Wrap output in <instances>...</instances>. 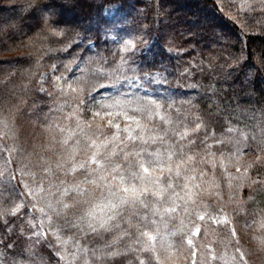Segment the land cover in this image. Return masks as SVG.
Instances as JSON below:
<instances>
[{
  "label": "snow or ice",
  "instance_id": "6c2138e0",
  "mask_svg": "<svg viewBox=\"0 0 264 264\" xmlns=\"http://www.w3.org/2000/svg\"><path fill=\"white\" fill-rule=\"evenodd\" d=\"M69 6L76 0L27 5L40 32L78 41L76 47L87 43L92 55L72 66L52 63L38 79L24 70L19 96H0V264H124L129 253L128 264H199L196 239L206 217L228 229L226 248L232 249L219 256L213 250L211 259L251 264L235 227L237 209L230 218L226 206L212 202L224 199L226 183L227 201L242 208L239 189L264 185L248 175L254 163L264 164V106L233 105L234 97L254 88L243 72V49L190 59L177 73L171 60L179 49L162 46L164 54L155 53L144 39L152 28L130 30L131 13L123 3L89 0L87 8H95L98 19L86 14L79 23L61 18ZM244 8L264 27V0H246L238 11ZM109 42L115 52L99 47ZM174 75L183 81L177 89H191L209 102L207 112L191 98L177 106L168 94ZM185 103L192 113L184 112ZM225 114L219 126L226 139L215 127ZM25 115L36 117L43 142H20L18 120ZM248 151L257 153L255 161L242 163ZM258 211L264 229V208ZM256 215L245 212L253 218L245 230ZM177 216L179 225L170 227ZM178 233L179 241L173 239ZM250 239L264 253V235Z\"/></svg>",
  "mask_w": 264,
  "mask_h": 264
},
{
  "label": "trees",
  "instance_id": "16d2710c",
  "mask_svg": "<svg viewBox=\"0 0 264 264\" xmlns=\"http://www.w3.org/2000/svg\"><path fill=\"white\" fill-rule=\"evenodd\" d=\"M6 2L8 0L0 1V24L5 25L6 29L0 32V52L6 50L13 54L8 59H0V78L5 71L10 69H13L12 74L18 77L12 79L13 82L7 81V84L2 82V77L0 93L5 94L14 83L20 86L25 84L24 70H30L33 73L31 78L34 79L41 63L40 57L43 54L50 63L61 57H72L76 61L80 56L92 55L91 52L85 51L87 43L76 47L78 41H65L62 38L40 32L37 17L27 7L28 1L22 3L9 1L8 6L4 4ZM88 2L89 0H76L75 7L69 6L62 10L61 18L70 23H79L86 14L96 17V9H88ZM95 2L123 3L124 10L131 13L127 25L130 30L140 26L152 28L150 33L144 35V39L153 43L155 53L164 54L162 46L179 49L173 53L171 60L172 65L177 66V73H182L184 62L190 59L199 60L201 56L207 59L209 55H227L222 48H227L233 54L239 55L240 50L243 49V58L246 60L243 72L254 81V88L250 85L239 97H234L233 105L238 101L240 107L245 109L253 107L258 109L264 106V64H261V55L264 54V27L259 23L262 18L254 15L253 12H245L246 16L243 17V14L236 13L234 8L227 10L224 6L222 7L220 0H95ZM8 24L12 25L11 29L7 28ZM190 37V44L185 43ZM217 38L221 39V43L215 42ZM101 40H103L102 35ZM225 40L227 44L224 43ZM69 42L72 43V47H66ZM181 45H183L182 48ZM99 47H107L111 49V52L116 51V46L111 42L106 46L100 44ZM49 51H53L54 54ZM108 55L110 56L111 53ZM169 79L171 85L168 88V94L175 98L177 106H180L182 99L191 98L201 113L208 111L210 104L206 99L200 98L199 93L191 89L176 88L177 82L183 83L179 75H174ZM194 82L190 81V83ZM183 93H187V96H183ZM183 110L185 113L193 111L186 103L183 105ZM227 119V114H225L223 120L218 121L215 126L217 136L220 138L226 139L221 135L222 129L219 125ZM256 155L257 153L248 151L243 156L246 158L250 156L251 159L248 158V160L255 161ZM250 176L251 179L264 181V164L254 163ZM251 197V200L246 199L243 211L239 212L236 218L238 230L244 221L251 217H246L245 212H257L256 216H259L258 210L264 205V185L260 187L256 185L254 195ZM219 229L226 231L222 227ZM204 232L205 230H202L196 241H202L206 237ZM215 235L223 236L226 241L229 239L227 232H224V235L214 232L211 238ZM217 249L220 251V248ZM133 255L134 253H129L124 264H128ZM206 264L223 263L217 261Z\"/></svg>",
  "mask_w": 264,
  "mask_h": 264
},
{
  "label": "rangeland",
  "instance_id": "374dc122",
  "mask_svg": "<svg viewBox=\"0 0 264 264\" xmlns=\"http://www.w3.org/2000/svg\"><path fill=\"white\" fill-rule=\"evenodd\" d=\"M0 1H6V0H0ZM9 1L11 3H22V2H26L28 0H8V2ZM220 1L222 3V5H221L222 7L224 6L225 9H227V10H231L234 8L236 13L238 12L240 14H243V17L246 16L245 12L249 13V10H247L246 8L238 11V8L242 5H244L246 3V0H220ZM8 2H6L4 4L6 6H8L7 5ZM253 14L256 15L255 13H253ZM256 16H258V15H256ZM258 17L261 18L260 16H258ZM49 52H51V54H54L53 51H49ZM12 54L13 53H10V51H6V50L2 51L1 50L0 59H6V58L8 59L9 57H11ZM40 58H41L40 59L41 63L39 65L38 73H36L34 75V79L39 78V73L48 71L49 66L52 63H57V62L63 61L65 64H69L70 66H72L76 62V61H74V58H72V57L69 58L68 56L67 57H61L60 59L55 60L52 63H50L46 60L45 54H43ZM12 70L13 69H10V70H7L3 73V75L1 76V78L2 77L3 78L2 79L0 78L3 83H6L7 81L11 82L12 79H16L18 77V76L16 77L15 75L12 74ZM6 84H4V85L6 86ZM25 84H26V82H25ZM20 87L21 86L19 84L14 83L5 92V94L0 93V96H8L11 93H15L17 96H19ZM24 98L28 99V97H24ZM68 110L69 109H66V111H68ZM44 111L46 112L47 109L45 108ZM18 123L21 126V130H20V142L21 143H25L27 140H31V141H34L37 143H41L45 140V137L42 134V130L37 126L38 122L36 120V117H34V116L30 117L28 115H25L24 117L19 118ZM28 147H29V150H31L30 145H28ZM248 158L251 159L250 156H248ZM248 158H246V156H242L241 157L242 163L252 162L251 160L249 161ZM227 168H228V172H231L233 175L236 174V169L232 163H228ZM251 170H253V167L251 169H249L248 175H249L250 179H251V176H250ZM217 176H218V178L220 176V170L219 169L217 170ZM69 179H70V177H69ZM225 180H226V178H225ZM251 180L254 181L256 179L254 178ZM255 190H256L255 184L249 185L247 183H245L244 186L239 189L238 195H239V198L243 201V205H244L246 199L249 198V196L254 195ZM228 191L229 190H228L227 185L225 183V186H224L223 191L221 193V195L224 197V199L221 201L213 200L212 202L216 203L218 206H226V210L230 214V218L232 217L233 209H237L235 217H234L235 227L237 229L238 224H237L236 218H237L239 212H242L244 208L243 207L237 208V205L227 201ZM262 208H264V205ZM252 219H253L252 217H249L246 220L251 222ZM255 219H256V223L251 224V226L247 230H245V227H244L245 222H246V220H245L244 223L242 224V226L239 227V230L237 229V233L239 235H241L243 238L242 243L244 245V250L246 253H248V259L251 261V264H264V253H261L257 249L256 241H253L250 239V237L252 235H256V236L264 235V229L259 227L260 217L256 216ZM200 223H201V232H202V230L203 231L205 230V231H207L208 234L206 235V237H204V239L202 241H200V240L196 241L197 247L199 249V251L197 253V257H196L198 262L199 263L202 262L203 264H206L207 262L208 263L214 262L210 256V253L213 250L216 252L217 256H219L225 252H227L230 255L232 252L231 247L229 246L227 248H223L228 243V241H226V239L223 236L215 235L213 238H211L213 236L214 232H218V234H223V235H224V232H227V234H228V231H227L228 229L226 227H224L223 224L217 225L214 220H211L207 217L205 218V220L203 222H200ZM178 225H179V217L177 216L175 218V220L172 222V224L170 225V227H177ZM220 227L226 229V231H223V229L222 230L219 229ZM179 238H180V234L178 233L177 236L174 237L173 239L178 241ZM228 238H229V234H228ZM209 244L212 246V248L206 249L204 247V245H209ZM217 248H220V251ZM219 262L223 263V261H219Z\"/></svg>",
  "mask_w": 264,
  "mask_h": 264
}]
</instances>
